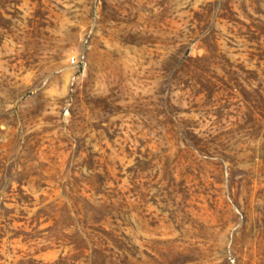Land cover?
I'll return each instance as SVG.
<instances>
[{
	"label": "rangeland",
	"instance_id": "obj_1",
	"mask_svg": "<svg viewBox=\"0 0 264 264\" xmlns=\"http://www.w3.org/2000/svg\"><path fill=\"white\" fill-rule=\"evenodd\" d=\"M0 264H264V0H0Z\"/></svg>",
	"mask_w": 264,
	"mask_h": 264
},
{
	"label": "built area",
	"instance_id": "obj_2",
	"mask_svg": "<svg viewBox=\"0 0 264 264\" xmlns=\"http://www.w3.org/2000/svg\"><path fill=\"white\" fill-rule=\"evenodd\" d=\"M73 59V61H75V58H72Z\"/></svg>",
	"mask_w": 264,
	"mask_h": 264
}]
</instances>
